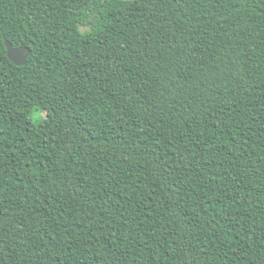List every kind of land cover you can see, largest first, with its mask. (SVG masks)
I'll return each instance as SVG.
<instances>
[{
	"label": "trees",
	"instance_id": "obj_1",
	"mask_svg": "<svg viewBox=\"0 0 264 264\" xmlns=\"http://www.w3.org/2000/svg\"><path fill=\"white\" fill-rule=\"evenodd\" d=\"M0 264H264V0H0Z\"/></svg>",
	"mask_w": 264,
	"mask_h": 264
},
{
	"label": "water",
	"instance_id": "obj_2",
	"mask_svg": "<svg viewBox=\"0 0 264 264\" xmlns=\"http://www.w3.org/2000/svg\"><path fill=\"white\" fill-rule=\"evenodd\" d=\"M91 29L90 26H80V32L85 33L86 30ZM4 44L7 49V55L16 65L21 66L24 65L30 55V48L25 45L17 46L15 47L13 43L8 40L6 37H4Z\"/></svg>",
	"mask_w": 264,
	"mask_h": 264
},
{
	"label": "rangeland",
	"instance_id": "obj_3",
	"mask_svg": "<svg viewBox=\"0 0 264 264\" xmlns=\"http://www.w3.org/2000/svg\"><path fill=\"white\" fill-rule=\"evenodd\" d=\"M46 115V112L42 108L37 107L33 109L31 113V119L35 123H41V121L46 118Z\"/></svg>",
	"mask_w": 264,
	"mask_h": 264
}]
</instances>
